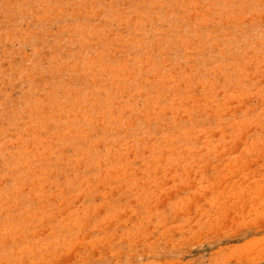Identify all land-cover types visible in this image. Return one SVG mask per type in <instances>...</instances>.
<instances>
[{
    "label": "rangeland",
    "instance_id": "1",
    "mask_svg": "<svg viewBox=\"0 0 264 264\" xmlns=\"http://www.w3.org/2000/svg\"><path fill=\"white\" fill-rule=\"evenodd\" d=\"M0 264H264V0H0Z\"/></svg>",
    "mask_w": 264,
    "mask_h": 264
}]
</instances>
